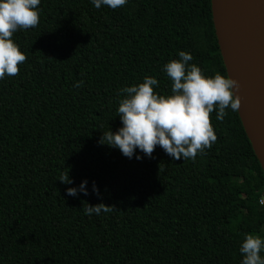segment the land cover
Masks as SVG:
<instances>
[{
  "label": "trees",
  "instance_id": "16d2710c",
  "mask_svg": "<svg viewBox=\"0 0 264 264\" xmlns=\"http://www.w3.org/2000/svg\"><path fill=\"white\" fill-rule=\"evenodd\" d=\"M37 10L38 26L12 36L26 62L0 80V264H241L245 234L264 239V170L239 111L211 113L217 140L195 160L98 143L122 126V88L152 76L172 94L163 66L179 51L229 77L212 0ZM67 172L72 184L59 181ZM84 180L87 196L67 195ZM101 202L113 211L85 214Z\"/></svg>",
  "mask_w": 264,
  "mask_h": 264
},
{
  "label": "clouds",
  "instance_id": "9594fccd",
  "mask_svg": "<svg viewBox=\"0 0 264 264\" xmlns=\"http://www.w3.org/2000/svg\"><path fill=\"white\" fill-rule=\"evenodd\" d=\"M97 9L102 5L112 9L124 6L127 0H91ZM40 0H0V80L6 76L19 75V66L26 62V55L13 41L12 36L18 30L35 28L39 24ZM179 59H172L163 66V71L171 80V95H158L153 86H159L155 77L145 76L139 84L122 88L126 96L119 101L117 115L122 126L117 131L103 132L98 143L118 148L131 159L139 149L151 157L155 148L160 146L173 160H195L198 153L211 148L217 136L211 123V113L223 121L226 109L238 111L241 100L236 95L238 82L216 73L206 77L201 69L191 64L190 53L179 51ZM83 81L75 87H81ZM136 159H141L139 155ZM59 181L72 184L68 172L62 173ZM87 181L78 187L67 188V195L77 196L83 192L88 195ZM92 191L100 196L93 182ZM264 204V200L261 201ZM85 214L99 215L102 211L110 213L113 205L103 202L89 204ZM264 239L259 235L245 234L239 246L242 255L241 264H264Z\"/></svg>",
  "mask_w": 264,
  "mask_h": 264
},
{
  "label": "water",
  "instance_id": "95a60500",
  "mask_svg": "<svg viewBox=\"0 0 264 264\" xmlns=\"http://www.w3.org/2000/svg\"><path fill=\"white\" fill-rule=\"evenodd\" d=\"M229 77L239 84V114L264 170V0H212Z\"/></svg>",
  "mask_w": 264,
  "mask_h": 264
}]
</instances>
